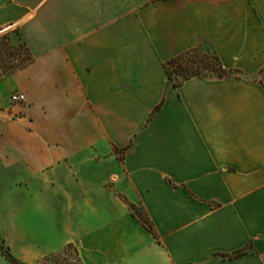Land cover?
Returning a JSON list of instances; mask_svg holds the SVG:
<instances>
[{"label": "crops", "instance_id": "crops-1", "mask_svg": "<svg viewBox=\"0 0 264 264\" xmlns=\"http://www.w3.org/2000/svg\"><path fill=\"white\" fill-rule=\"evenodd\" d=\"M0 31L28 53L0 77L12 258L264 264V0H0ZM196 48L237 73L174 85L167 61Z\"/></svg>", "mask_w": 264, "mask_h": 264}, {"label": "rangeland", "instance_id": "rangeland-1", "mask_svg": "<svg viewBox=\"0 0 264 264\" xmlns=\"http://www.w3.org/2000/svg\"><path fill=\"white\" fill-rule=\"evenodd\" d=\"M28 59L27 50L24 47L13 48L6 40L0 42V61L2 66L13 68L24 63ZM171 74L170 82L182 80V74L199 72L205 76L217 77L220 74L234 75L237 71L223 67L222 61L214 51L196 48L187 52L180 59L169 64ZM262 78L261 72L257 79ZM142 214L145 213L142 209ZM145 217V214H143ZM51 264H80L76 251L71 246H66L55 254L48 255Z\"/></svg>", "mask_w": 264, "mask_h": 264}, {"label": "trees", "instance_id": "trees-1", "mask_svg": "<svg viewBox=\"0 0 264 264\" xmlns=\"http://www.w3.org/2000/svg\"><path fill=\"white\" fill-rule=\"evenodd\" d=\"M189 52V51H188ZM187 53V52H186ZM186 53H183V54H180V55H178V56H176V57H174V58H172V59H170L169 61H167V63H166V68H167V73H168V79H169V81L171 80V74H170V71H169V64L172 62V61H175V60H177V59H180L183 55H185ZM26 62V61H25ZM23 64V63H22ZM260 72H261V75H262V78H260V79H258L259 80V82L261 83V84H263V86H264V66L261 68V70H260ZM183 75V79L182 80H177V81H174L173 82V84L174 85H180L184 80H186V79H188V78H190V77H193V76H205V75H203V74H201V73H199V72H194V73H185V74H182ZM232 75H230V74H220V75H218L217 77H219V78H223V77H231ZM162 106V103H160L157 107H156V109L154 110V112H153V114L151 115V118H152V116L154 115V113L160 108ZM116 150L117 151H119V149L118 148H116ZM130 207H131V209H134L135 210V206L134 205H130ZM133 213L139 218V220L143 223V225L149 230V231H151L154 235H155V237H157V235H156V232H155V229H154V226H153V223H152V221L150 220V218L148 217V215L146 214V213H143V214H145V217L143 216V214H142V211H133ZM68 246H71L72 247V245H68ZM0 248H1V250L3 251V253L6 255V257H8L11 261H13L14 263H16V264H20L17 260H15L14 258H12V256L7 252V251H5L3 248H2V246L0 245ZM248 248L249 247H247V248H243V249H240V250H238V251H235L234 253H231V254H225V256H228V257H230V258H232V257H237V256H240V255H242V254H244L247 250H248Z\"/></svg>", "mask_w": 264, "mask_h": 264}, {"label": "built area", "instance_id": "built-area-1", "mask_svg": "<svg viewBox=\"0 0 264 264\" xmlns=\"http://www.w3.org/2000/svg\"><path fill=\"white\" fill-rule=\"evenodd\" d=\"M2 32V31H0ZM4 75V69H3V66L1 64V61H0V77H2ZM11 100L13 102H21V101H25L26 100V96L23 92H20V91H16V92H13L11 94Z\"/></svg>", "mask_w": 264, "mask_h": 264}]
</instances>
